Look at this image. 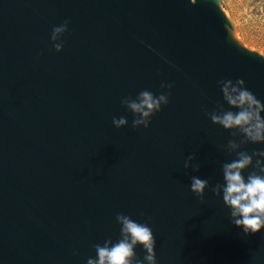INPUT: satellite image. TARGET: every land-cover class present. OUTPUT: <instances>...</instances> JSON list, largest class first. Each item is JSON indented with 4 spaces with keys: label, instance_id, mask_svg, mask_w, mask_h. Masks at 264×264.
Wrapping results in <instances>:
<instances>
[{
    "label": "water",
    "instance_id": "obj_1",
    "mask_svg": "<svg viewBox=\"0 0 264 264\" xmlns=\"http://www.w3.org/2000/svg\"><path fill=\"white\" fill-rule=\"evenodd\" d=\"M229 29L215 0H0V264H86L121 239L118 213L152 229L158 264H264V229L245 234L212 190L264 150L210 119L237 111L221 80L264 102V56ZM144 90L169 95L147 129L124 103Z\"/></svg>",
    "mask_w": 264,
    "mask_h": 264
},
{
    "label": "clouds",
    "instance_id": "obj_2",
    "mask_svg": "<svg viewBox=\"0 0 264 264\" xmlns=\"http://www.w3.org/2000/svg\"><path fill=\"white\" fill-rule=\"evenodd\" d=\"M69 20L52 29V40L55 41L60 34L69 31ZM56 51L64 47L62 43L53 45ZM224 99L228 105L237 111H223L210 113L214 124L225 129H238L243 136L242 143L264 144V102L250 91L243 79L219 81ZM163 88L172 89L174 84L169 82ZM169 95L161 94L158 98L151 92L144 90L139 93L138 100H126L124 103L133 112L138 113L142 119L133 121V126L139 128L143 125L147 129L150 117L161 111V104L167 105ZM113 124L120 128L127 124L123 117L113 118ZM240 145L235 140L228 141V148L235 151ZM264 157V150L252 152L239 151L237 158L223 165L225 183L217 185L213 190L217 195L223 192V201L231 209L232 222L236 227L242 228L245 234H256L264 229V160L254 159ZM193 157H189V160ZM190 165L186 162L185 167ZM252 168L247 178L245 169ZM258 169L259 171H256ZM208 181L192 177L191 192L201 200L204 198ZM121 225V239L115 243L105 241L103 245L95 244L97 258L89 257L86 264H158L155 252V238L152 229L147 224L133 221L129 216L118 213L115 217ZM137 245L143 247L145 255L140 259L135 251Z\"/></svg>",
    "mask_w": 264,
    "mask_h": 264
},
{
    "label": "rangeland",
    "instance_id": "obj_3",
    "mask_svg": "<svg viewBox=\"0 0 264 264\" xmlns=\"http://www.w3.org/2000/svg\"><path fill=\"white\" fill-rule=\"evenodd\" d=\"M226 12L241 43L264 56V0H215Z\"/></svg>",
    "mask_w": 264,
    "mask_h": 264
},
{
    "label": "bare ground",
    "instance_id": "obj_4",
    "mask_svg": "<svg viewBox=\"0 0 264 264\" xmlns=\"http://www.w3.org/2000/svg\"><path fill=\"white\" fill-rule=\"evenodd\" d=\"M224 13L227 16L226 12H224ZM227 18H228V16H227ZM229 35L234 41H236L238 44L242 45V43H241V41L239 39V36H238V32H237V30L235 28L234 29H229Z\"/></svg>",
    "mask_w": 264,
    "mask_h": 264
}]
</instances>
